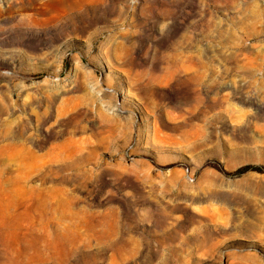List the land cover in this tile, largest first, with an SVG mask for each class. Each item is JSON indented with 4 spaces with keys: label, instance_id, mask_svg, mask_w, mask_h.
<instances>
[{
    "label": "rangeland",
    "instance_id": "obj_1",
    "mask_svg": "<svg viewBox=\"0 0 264 264\" xmlns=\"http://www.w3.org/2000/svg\"><path fill=\"white\" fill-rule=\"evenodd\" d=\"M0 264H264V0H0Z\"/></svg>",
    "mask_w": 264,
    "mask_h": 264
},
{
    "label": "trees",
    "instance_id": "obj_2",
    "mask_svg": "<svg viewBox=\"0 0 264 264\" xmlns=\"http://www.w3.org/2000/svg\"><path fill=\"white\" fill-rule=\"evenodd\" d=\"M260 171L259 168L257 166H253V165H245L242 166L240 168H238L236 171L234 172H230L228 173L231 176H241L249 171Z\"/></svg>",
    "mask_w": 264,
    "mask_h": 264
},
{
    "label": "bare ground",
    "instance_id": "obj_3",
    "mask_svg": "<svg viewBox=\"0 0 264 264\" xmlns=\"http://www.w3.org/2000/svg\"><path fill=\"white\" fill-rule=\"evenodd\" d=\"M8 146H10V145H8ZM8 146H7V147H8ZM11 146H12V145H11ZM9 148H10V147H9ZM12 148H13V147H12ZM12 150H13V149H12ZM14 150H15V149H14ZM1 151H2V150H1ZM19 151H20V150H19ZM19 151H18V152H19ZM20 152H21V151H20ZM11 154H12V153H10V155H11ZM30 154H32V153H30ZM10 155H9V156H10ZM19 155H20V154H19ZM19 155H18V156H19ZM26 155H27V154H26ZM12 156H13V155H12ZM14 157H15V156H14ZM16 157H17V153H16ZM21 168H22V167H21ZM12 181H13V180H12ZM31 190H34V189H31ZM4 194H5V193H4Z\"/></svg>",
    "mask_w": 264,
    "mask_h": 264
}]
</instances>
